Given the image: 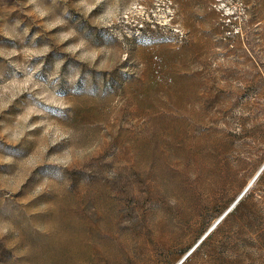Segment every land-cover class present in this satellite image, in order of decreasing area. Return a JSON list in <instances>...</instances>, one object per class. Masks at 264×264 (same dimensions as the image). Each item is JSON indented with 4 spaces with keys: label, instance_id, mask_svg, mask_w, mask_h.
Wrapping results in <instances>:
<instances>
[{
    "label": "rangeland",
    "instance_id": "374dc122",
    "mask_svg": "<svg viewBox=\"0 0 264 264\" xmlns=\"http://www.w3.org/2000/svg\"><path fill=\"white\" fill-rule=\"evenodd\" d=\"M263 163L264 0H0V264H264Z\"/></svg>",
    "mask_w": 264,
    "mask_h": 264
},
{
    "label": "water",
    "instance_id": "95a60500",
    "mask_svg": "<svg viewBox=\"0 0 264 264\" xmlns=\"http://www.w3.org/2000/svg\"><path fill=\"white\" fill-rule=\"evenodd\" d=\"M264 169V163L262 164V166L259 168V170L257 171V173L255 174V176L253 177L252 181L248 184V186H246V188L244 189V191L241 193V195L237 198V200L248 190L249 186L257 179V177L259 176V174L262 172V170ZM237 200L234 202V204L237 202ZM220 219H218L212 226L211 228L207 231V233L212 230L215 225L218 223Z\"/></svg>",
    "mask_w": 264,
    "mask_h": 264
},
{
    "label": "bare ground",
    "instance_id": "6f19581e",
    "mask_svg": "<svg viewBox=\"0 0 264 264\" xmlns=\"http://www.w3.org/2000/svg\"><path fill=\"white\" fill-rule=\"evenodd\" d=\"M256 173H257V172H256ZM254 176H255V175H254ZM254 176H253V177H254ZM253 177L250 179L249 183L252 181ZM249 183H248V184H249ZM253 183H254V182H253ZM253 183H252V184H253ZM252 184H251V185H252ZM251 185L249 186V188L251 187ZM247 186H248V185H247ZM249 188H248V189H249ZM243 191H244V190H243ZM234 202H235V201H234ZM215 222H216V221H215ZM216 225H217V224H216ZM216 225H215V226H216Z\"/></svg>",
    "mask_w": 264,
    "mask_h": 264
},
{
    "label": "trees",
    "instance_id": "16d2710c",
    "mask_svg": "<svg viewBox=\"0 0 264 264\" xmlns=\"http://www.w3.org/2000/svg\"><path fill=\"white\" fill-rule=\"evenodd\" d=\"M263 171V170H262Z\"/></svg>",
    "mask_w": 264,
    "mask_h": 264
}]
</instances>
